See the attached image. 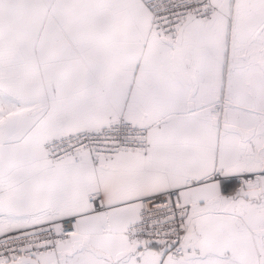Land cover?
<instances>
[{
	"label": "snow or ice",
	"instance_id": "obj_1",
	"mask_svg": "<svg viewBox=\"0 0 264 264\" xmlns=\"http://www.w3.org/2000/svg\"><path fill=\"white\" fill-rule=\"evenodd\" d=\"M0 264H264V0H0Z\"/></svg>",
	"mask_w": 264,
	"mask_h": 264
}]
</instances>
